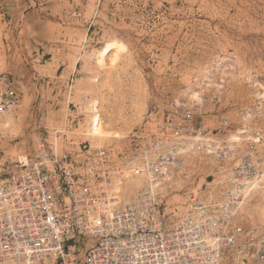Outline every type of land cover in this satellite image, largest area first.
<instances>
[{
	"label": "rangeland",
	"instance_id": "374dc122",
	"mask_svg": "<svg viewBox=\"0 0 264 264\" xmlns=\"http://www.w3.org/2000/svg\"><path fill=\"white\" fill-rule=\"evenodd\" d=\"M111 42L124 49L101 67ZM0 74L21 93L0 117V154L16 160L56 132L117 145L172 104H201L208 130L230 119V141L240 127L264 138V0H0ZM258 193L244 225H264Z\"/></svg>",
	"mask_w": 264,
	"mask_h": 264
},
{
	"label": "built area",
	"instance_id": "2783aa9c",
	"mask_svg": "<svg viewBox=\"0 0 264 264\" xmlns=\"http://www.w3.org/2000/svg\"><path fill=\"white\" fill-rule=\"evenodd\" d=\"M18 86L0 74V117L20 106ZM200 110L155 106L117 145L56 132L24 159L0 154V264H264V225L238 221L264 187L262 133L230 141L232 121L208 130ZM135 169L146 185L122 202L111 187Z\"/></svg>",
	"mask_w": 264,
	"mask_h": 264
},
{
	"label": "bare ground",
	"instance_id": "6f19581e",
	"mask_svg": "<svg viewBox=\"0 0 264 264\" xmlns=\"http://www.w3.org/2000/svg\"><path fill=\"white\" fill-rule=\"evenodd\" d=\"M123 46L119 43L116 42H111L105 45V47L98 53V58H97V64L101 67L105 66V59L108 56L109 53L111 52H121L123 51ZM89 134L91 136L92 142L94 145H103L107 140L104 139L102 136L103 134L99 131V128L95 125L92 124L90 126ZM235 141H238V137H235ZM194 155H198V151H190ZM194 160L191 159V162ZM136 171V172H135ZM135 171L131 170H126L124 171V176L121 181H117L112 187L111 191L113 194H116L119 199L125 203L130 202L133 197L137 194V192L140 190L141 187L146 185L147 178L146 175L141 172L142 170L140 169H135ZM264 177V175H263ZM129 182L134 183V186L132 188H126L127 185H129ZM258 188H259V182H258ZM257 186L254 187L252 193L256 194L258 192ZM252 194L249 192V195L246 197V199L243 201V203L239 206L238 209V214L240 217L239 219H244L243 217H253L251 214V208L249 205V201L252 198ZM53 258H55L53 256ZM44 264H53L54 260L53 259H45ZM2 264H42L39 261H33L31 259H25L23 261H7Z\"/></svg>",
	"mask_w": 264,
	"mask_h": 264
}]
</instances>
